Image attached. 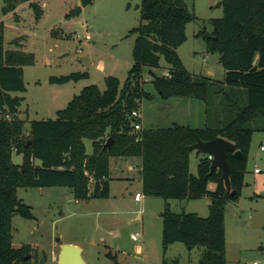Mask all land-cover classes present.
Here are the masks:
<instances>
[{
  "label": "trees",
  "instance_id": "1",
  "mask_svg": "<svg viewBox=\"0 0 264 264\" xmlns=\"http://www.w3.org/2000/svg\"><path fill=\"white\" fill-rule=\"evenodd\" d=\"M2 1L3 15L24 3L36 18L40 15L31 0ZM92 1L80 0V5L84 8ZM220 5L222 17L210 21L211 32H199L196 37L208 54L219 56L222 82L193 77L176 54L186 41V25L196 20L185 0H140V22L131 30L135 34L132 65L123 83L107 77L102 92L94 85L84 87L56 112L54 120L29 122L25 137L16 118L22 99L12 94L25 92L23 67L32 64L33 56L4 50L0 23V113L9 118L0 117V264H29L30 246L14 249L11 244L12 218H33L30 207L17 199L18 188H68L77 200L107 199L111 158H139L142 194L164 201L160 213L163 254L180 243L188 250L202 248L197 264H226L225 206L240 196L253 133L264 134V0H221ZM80 12L76 8L72 15ZM161 60L167 66L165 73L149 76L154 90L164 100L183 97L202 102L203 128L172 125L132 131L131 112L139 100L151 99L143 91V72L159 69ZM85 78L87 73H72L50 77L49 83L64 85ZM216 138L232 143L243 157L226 156L232 195L225 192L220 171H210L207 156L197 153L196 175L189 170V147L197 140ZM109 139L110 147L103 149ZM85 140L91 143L90 155ZM12 152L22 156L20 166L12 163ZM87 176L94 180L89 194ZM204 197L210 200L207 217L173 213L167 202Z\"/></svg>",
  "mask_w": 264,
  "mask_h": 264
},
{
  "label": "rangeland",
  "instance_id": "2",
  "mask_svg": "<svg viewBox=\"0 0 264 264\" xmlns=\"http://www.w3.org/2000/svg\"><path fill=\"white\" fill-rule=\"evenodd\" d=\"M31 3L40 10L38 18L28 3L18 5L25 6L17 12L18 16L6 18L0 0L4 50L33 56L32 64L23 67L25 92L12 94L22 99L16 118L22 122L23 137L27 136L29 122L54 120L56 112L64 109L84 87L94 85L102 92L107 77L123 83L132 65L135 34L131 30L140 22L139 10L135 8L140 0H93L84 8L80 0ZM185 3L196 20L186 25V41L176 54L193 77L222 82L224 70L219 56L208 54L203 41L196 37L199 32H211L210 21L222 17L221 0H185ZM76 8H81L78 16L72 15ZM85 56L92 62L87 78L64 85L49 83L50 77L84 73L80 58ZM166 69L161 60L159 69L153 73L163 75ZM142 76L143 91L151 99L137 102L135 111L140 115L137 121L140 126L145 129H165L174 123L202 126L198 117L204 112L202 102L183 97L164 100L154 90L147 70ZM1 116L9 119L5 114L0 113ZM84 146L90 154L91 143L85 140ZM260 147L264 149V134L254 132L240 196L225 206L226 264H264V151ZM192 153L189 170L196 175L197 153ZM202 156L205 155L199 153ZM11 160L16 166L22 164V156L14 152ZM255 168L258 174H254ZM109 181L107 199L77 200L68 188H18L16 197L30 207L33 218L26 220L17 215L12 218V247L30 246L29 264H58V247L65 242L79 246L82 264L198 263L200 247L188 250L175 243L162 253L161 198L143 196L140 203H134L135 193L142 196L137 183L130 187L123 181ZM93 183L88 181V194ZM125 187H129L131 195ZM207 203L200 199L174 200L171 210L207 217ZM132 235H138V240H131Z\"/></svg>",
  "mask_w": 264,
  "mask_h": 264
},
{
  "label": "water",
  "instance_id": "3",
  "mask_svg": "<svg viewBox=\"0 0 264 264\" xmlns=\"http://www.w3.org/2000/svg\"><path fill=\"white\" fill-rule=\"evenodd\" d=\"M139 9V5L135 7ZM81 61L85 66L84 73L87 72L89 68V59L87 56L82 57ZM150 77H154L152 71H148ZM111 145V140L109 139L103 146V149H108ZM191 152L200 153L205 156H211L210 161V171L218 170L221 173V178L224 184L225 192L227 194H234L230 187V170L228 163L226 161V156L228 153H233V157L237 160H241L242 154L239 151H235L234 145L222 138H216L211 141L202 142L197 140L192 146L189 147ZM27 259V257L25 258ZM58 264H82L81 260V249L77 246L71 244H60L59 254H58Z\"/></svg>",
  "mask_w": 264,
  "mask_h": 264
},
{
  "label": "crops",
  "instance_id": "4",
  "mask_svg": "<svg viewBox=\"0 0 264 264\" xmlns=\"http://www.w3.org/2000/svg\"><path fill=\"white\" fill-rule=\"evenodd\" d=\"M31 2H32V0H31ZM25 8V6H18L16 9H15V11L14 12H11V14L10 13H8V14H6V15H4V17H6V18H11V16H14V17H16V16H18L17 15V12L18 11H20L21 9H24ZM1 24H2V26H3V22H1ZM3 28H4V26H3ZM21 51V50H20ZM82 58V57H81ZM80 58V59H81ZM91 65H92V62H91V60H89V68L91 67ZM197 106V105H196ZM199 117V119H200V121H202L201 122V124H202V126H199L198 128L197 127H192L190 124H185V125H178L177 123H174L173 125H178V126H184V127H189V128H191V129H201V128H203L204 127V125H205V109H204V112H202V114H200V116H198ZM201 117L203 118V119H201ZM198 120V119H197ZM141 128L142 129H145V128H143L142 127V125H141ZM87 154V153H86ZM91 154V153H90ZM90 154H87V155H90ZM192 154H194V153H191L190 154V156L192 155ZM189 160H190V157H189ZM197 162H198V158H197ZM196 165H197V163H196ZM189 168H190V166H189ZM140 170H141V161H140V159L139 158H111L110 159V161H109V176H108V179L109 180H118V181H123L124 183H126L127 185H129L130 187H131V185L133 184V183H137L138 184V186H139V189L141 190V180H140ZM190 173H191V171H190ZM192 174V173H191ZM193 175V174H192ZM109 183V192H110V181L108 182ZM208 189L209 190H212L213 189V186L212 185H210L209 187H208ZM126 192H128L129 193V195H131L130 194V189H129V187H125V189H124ZM141 192H142V190H141ZM136 194V193H135ZM134 196V195H133ZM143 194H142V198H143ZM109 198V197H108ZM200 200H206L208 203V205H209V202H210V200H209V198H207V197H204V198H202V199H200ZM142 201V199L140 200V201H138V202H135L134 201V199H133V202L134 203H140ZM171 201H174V200H168L167 202H168V205H169V207H170V210H171ZM176 201V200H175ZM179 204H181V202L179 203ZM208 205H207V210H208ZM172 211V210H171ZM173 212V211H172ZM174 213V212H173ZM196 214V213H195ZM197 215V214H196ZM206 215V214H205ZM204 215V216H205ZM138 218V217H137ZM225 225V224H224ZM65 243H67V244H71V245H74V246H77V247H79L77 244H75V243H70V242H65ZM65 243H63V244H65ZM172 246V245H171ZM170 247V246H169ZM168 247V248H169ZM60 249V244H59V247H58V250ZM137 250L139 251L140 250V247H137ZM168 250V249H167ZM58 255V254H57Z\"/></svg>",
  "mask_w": 264,
  "mask_h": 264
},
{
  "label": "built area",
  "instance_id": "5",
  "mask_svg": "<svg viewBox=\"0 0 264 264\" xmlns=\"http://www.w3.org/2000/svg\"><path fill=\"white\" fill-rule=\"evenodd\" d=\"M85 39H86V40L89 39V35H88V34L85 35ZM165 75H167V74H165ZM130 117H131V119H133V121H134V122L132 123V131H133V132H138V131H140L142 128H141L140 124L137 122V121L140 119V115H139V113H138L137 111H133V112H131ZM260 151H264L263 147H260ZM207 159H208L209 161L212 160L211 156H207ZM253 172H254V174H258V173H259V170L255 168V169L253 170ZM87 177H88V181L93 180L92 177H90V176H87ZM103 180H104V179H103ZM93 181H94V180H93ZM133 199H134L135 202H138V201H140V200L142 199V196L139 195L138 193H136V194H134ZM131 240H133V241H137V240H138V235H135V236L132 235V236H131Z\"/></svg>",
  "mask_w": 264,
  "mask_h": 264
}]
</instances>
